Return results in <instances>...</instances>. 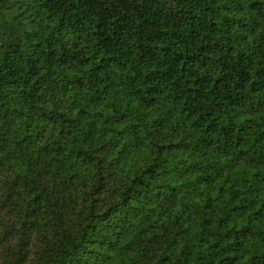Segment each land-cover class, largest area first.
<instances>
[{"label":"trees","instance_id":"16d2710c","mask_svg":"<svg viewBox=\"0 0 264 264\" xmlns=\"http://www.w3.org/2000/svg\"><path fill=\"white\" fill-rule=\"evenodd\" d=\"M0 264H264V0H0Z\"/></svg>","mask_w":264,"mask_h":264}]
</instances>
